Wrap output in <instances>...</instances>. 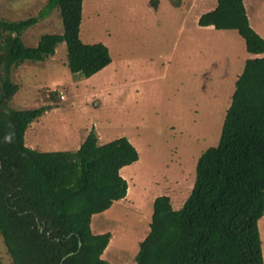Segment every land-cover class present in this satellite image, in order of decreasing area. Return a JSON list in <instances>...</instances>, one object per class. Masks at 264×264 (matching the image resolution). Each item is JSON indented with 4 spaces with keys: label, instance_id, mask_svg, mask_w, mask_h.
<instances>
[{
    "label": "trees",
    "instance_id": "16d2710c",
    "mask_svg": "<svg viewBox=\"0 0 264 264\" xmlns=\"http://www.w3.org/2000/svg\"><path fill=\"white\" fill-rule=\"evenodd\" d=\"M45 7L38 17L0 19V237L12 264H107L101 256L112 234H92L90 221L125 198L119 171L138 160L137 151L126 138L99 145L93 131L75 150L29 148V126L51 107L9 106L18 90L10 70L43 62L62 42L71 73L87 79L111 62L106 46L79 38L82 0H47ZM52 9L62 34L24 46L22 33ZM197 24L236 31L252 58L235 80L217 145L196 162L182 207L173 210L168 196L154 199L135 264H263L264 40L250 27L242 0H216Z\"/></svg>",
    "mask_w": 264,
    "mask_h": 264
},
{
    "label": "rangeland",
    "instance_id": "374dc122",
    "mask_svg": "<svg viewBox=\"0 0 264 264\" xmlns=\"http://www.w3.org/2000/svg\"><path fill=\"white\" fill-rule=\"evenodd\" d=\"M201 1L82 0L79 38L106 46L108 66L89 80L71 73L62 42L43 62L10 70L18 85L12 109L51 107L29 126V148L75 150L93 131L99 145L126 138L137 151L138 160L121 169L127 197L92 222L94 233L112 234L101 256L107 264H135L155 198L168 196L173 210L182 207L196 162L217 145L235 80L252 58L236 31L198 26L207 7ZM259 3L246 5L248 22L264 40V0ZM46 4L0 0V19L38 17ZM62 32L59 11L52 9L21 38L32 48L42 35ZM258 231L264 264V217ZM0 264H12L1 237Z\"/></svg>",
    "mask_w": 264,
    "mask_h": 264
},
{
    "label": "crops",
    "instance_id": "0c3cea01",
    "mask_svg": "<svg viewBox=\"0 0 264 264\" xmlns=\"http://www.w3.org/2000/svg\"><path fill=\"white\" fill-rule=\"evenodd\" d=\"M195 2L197 3V2H202L201 0H195ZM242 2H243V5H244V8H245V13H246V16H247V18H248V20H249V14H248V8H247V6H248V3L249 4H251V3H253L254 2V5H256L258 8H260L259 7V0H251V1H249V0H242ZM247 5V6H246ZM205 6H207V7H204V9L202 10L203 11V13H205V12H208V11H211V10H213L214 8H215V6H216V0H206V3H205ZM256 7V8H257ZM257 13H258V11L257 10H255L254 11V14L257 16ZM201 14H199V16H200ZM199 16L197 17V18H199ZM198 20V19H197ZM206 28H212L211 26L210 27H206ZM98 74V73H97ZM96 74H94L93 76H91L90 78H92V77H94ZM87 80H89V78L87 79ZM124 168V167H123ZM119 174H121V170L119 171ZM128 190H129V186L127 185V192H126V196H125V198L127 197V195H128ZM124 198V199H125ZM124 199H122V200H119V201H116V202H114L113 204H120L121 202H123L124 201ZM113 206V205H112ZM107 211V210H106ZM106 211H104V212H106ZM104 212H102V213H100V214H103ZM100 214H96V215H93L92 216V218H91V221H90V230H91V233L92 234H94V235H97V234H95V233H98V234H102L103 232L101 231V230H98V232H95L94 233V231H93V220H94V218L96 217V216H98V215H100ZM110 242V241H109ZM108 245H109V243H108ZM108 245H107V247H108ZM106 247V248H107ZM106 250V249H105ZM105 250H104V252H105ZM103 252V253H104ZM102 256H103V254H102ZM103 258V257H102Z\"/></svg>",
    "mask_w": 264,
    "mask_h": 264
}]
</instances>
